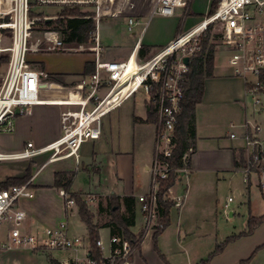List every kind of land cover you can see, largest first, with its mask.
Segmentation results:
<instances>
[{
  "label": "built area",
  "instance_id": "built-area-1",
  "mask_svg": "<svg viewBox=\"0 0 264 264\" xmlns=\"http://www.w3.org/2000/svg\"><path fill=\"white\" fill-rule=\"evenodd\" d=\"M140 1L0 0V59L8 58L7 70L0 85V132H13L17 117L31 115L37 106L69 107L61 114L62 134L58 140L40 148L28 143L24 150L15 154L0 153V161L32 159L45 154L51 155L49 160L78 157L85 142L101 138L105 115L128 97L142 92L149 111L153 110L157 118L154 123L157 132L155 155L149 167L151 185L146 193L137 197L144 216L141 245L143 239L154 234L159 226V181L166 179L171 171L167 159L172 155L175 128L186 97L190 61L203 51V38L210 27L219 30V43L228 50L232 75L245 83L246 119L239 125L240 133L233 132L230 136L242 142L240 172L247 190L250 192L256 188L264 196V0H210V8L216 1L213 12L210 10L198 24L181 33L151 58H140L143 31L127 59L104 58L108 50L101 44L102 20L125 16L132 31L142 14L141 9L136 10ZM147 2L142 0L141 8ZM187 6L188 0H151L148 17H174L179 9L187 11ZM124 7L128 10L123 11ZM44 8L59 12L46 14L38 11ZM65 9H79L95 20L96 29L90 43L91 52L95 55V68L83 83L68 89L66 95L46 99L42 94L46 84L43 73L33 69L29 60L30 53L40 49L31 48L30 43L41 22L57 19ZM44 33L55 32L45 30ZM79 47L73 49L60 38L44 49L85 52L84 46ZM185 58H189L188 65L184 62ZM128 79L132 83L124 91L116 93L117 88L120 90ZM247 101L251 104L250 119ZM193 153L190 148L184 160L187 161ZM182 171L186 172L187 167L179 173ZM61 195L67 210L77 206L71 194L62 190ZM33 197L31 181L0 191V225H10L6 239L0 242V255L23 249L33 252L60 251L73 255L62 264H134L138 247L117 232L110 236L108 248L101 238L96 241L103 254L101 260L90 256L89 238L87 248L83 237L70 235L66 222L57 228L46 229L41 236L26 233L23 229L26 213L18 204L22 199ZM84 200L90 204L97 201V197L88 195ZM233 201V197L228 199L226 209ZM175 203L181 206L180 199Z\"/></svg>",
  "mask_w": 264,
  "mask_h": 264
},
{
  "label": "crops",
  "instance_id": "crops-1",
  "mask_svg": "<svg viewBox=\"0 0 264 264\" xmlns=\"http://www.w3.org/2000/svg\"><path fill=\"white\" fill-rule=\"evenodd\" d=\"M150 2L148 0L147 4L141 8L142 0L140 1L136 10L141 9L142 14L137 18L139 23L133 27L132 31L129 30L127 17L122 15L112 17L127 23L132 45L114 49L105 47L108 52L104 54V58L109 60L127 59L143 31L140 58L142 60L149 59L160 49L168 46L181 33L195 26L189 23L192 19L190 16L180 18L177 16V12L174 17H153L157 20L152 27V22L145 20L148 18ZM193 5L194 0L191 6L192 14L194 13ZM124 10L128 9L124 7ZM60 38L58 35V39ZM32 58V66L35 64L37 69L32 68L43 73V81L46 84L42 94L46 99L61 98L66 95L68 89L83 83L95 68L93 52L71 53L62 50L48 51L43 49L39 53L33 54ZM87 64L90 65L88 69ZM223 67L224 69L221 70L216 68L215 64L213 77L207 78L205 81L203 101L196 110L197 139L195 151L190 157V165L187 167V171L180 173L178 182H182L185 177L191 184L194 180L193 185L195 186L196 183L202 184L203 179H206L208 175H218L234 170L240 171L242 142L239 139H232L230 135L233 132L240 133L239 125L245 122L241 121V118L246 116L245 83L241 78L232 75L228 59ZM6 70L1 73L3 77ZM51 77H54L55 80H52ZM136 94L125 99L116 109L105 115L101 138L85 142L78 157L49 160L51 155L45 154L32 159L0 161V184L7 178L25 177L27 169L32 165V177L29 181H31L34 190V197L22 199L18 204L19 208L26 213L23 227L26 233L41 236L46 229L57 228L63 222L67 223L69 233H71L68 216L76 210L79 224L87 230L89 238L88 229L80 219L78 207L67 210L61 190L54 187L55 177L58 173L73 174L70 193L80 195L83 198L88 195L97 197V201L88 205L95 215V223L99 227V233L101 229H110V236L119 232L118 229L105 227L109 221V205L115 202L114 199H121L122 212L126 214L123 199L129 196L134 197L136 201L134 208L135 225L130 229L136 226L137 207L139 205L137 197L146 192L142 191L141 186H134L137 156L144 153L149 160L153 161L157 132L154 123L146 122L150 112L146 99L142 108H138L135 101ZM216 104H231L236 107L234 119L239 122L232 123L231 131L225 134L218 132L214 123L212 124V120L206 115L207 111ZM68 109L69 107L59 105H40L34 108L31 115L17 117L13 132H0V153H19L26 148L28 143H33L35 147L40 148L55 142L62 134L61 114ZM144 168L146 171L149 170L147 161ZM80 172H82V176L88 178L86 180L89 183L85 188L91 189L93 187L95 192L84 189L74 190L75 179ZM113 180L122 183L124 189L121 188L120 190V185H116L117 190L112 191L107 183ZM190 182L187 183L186 188H179L176 183L168 192V199L174 202V206L170 212V225L159 236L160 238L175 224L179 235V244H182V240L185 241L183 236L188 237L192 235L194 230L201 227L193 222L186 224V219L192 209ZM178 199L181 200V206H177L175 203ZM93 204L96 205L95 209L92 208ZM173 209L178 212L175 222L172 221ZM229 214L234 215L232 212ZM103 216H105V220L99 223V218ZM9 228L10 225L7 223L0 225V242L6 239ZM142 231L143 229L139 233L131 232L138 236ZM148 237L153 239L154 234L143 239L140 248L135 252L134 264H164L163 261L166 262L167 260L166 255L163 254L164 250L158 247L159 253L157 254L154 246L146 242ZM88 246L89 243H86L87 248ZM39 253L43 252L23 249L1 254L0 264H16L18 260L22 261L21 264H34ZM67 253L66 260L56 261L62 264L73 256L71 252ZM49 264H51L50 261Z\"/></svg>",
  "mask_w": 264,
  "mask_h": 264
},
{
  "label": "rangeland",
  "instance_id": "rangeland-1",
  "mask_svg": "<svg viewBox=\"0 0 264 264\" xmlns=\"http://www.w3.org/2000/svg\"><path fill=\"white\" fill-rule=\"evenodd\" d=\"M150 2V0H149ZM193 0H188L186 9H179L177 16L192 18L190 24H198L204 16L210 11V0H194L193 14L191 13V6ZM46 14H56L57 9H38ZM82 12V11H81ZM185 12V14H184ZM152 19V20H151ZM147 22H152V27L156 23V18H146ZM124 20L116 18H104L101 22L100 38L103 47L124 48L132 45V38L127 29V23ZM155 21V22H154ZM46 28L40 26L34 32L30 46L31 48H39L42 51L47 46H50L54 41L58 40V35L55 33H44ZM60 36V35H59ZM220 33L218 28L212 29L211 43L215 44L216 48V68L224 69L223 64L228 59V50L226 47L220 45ZM73 49H79V46H69ZM92 44L84 46L85 52H91ZM38 52H31L29 55L30 64L32 66V55ZM75 53L74 51H69ZM6 58V57H4ZM2 58L0 59V61ZM33 68L37 66L33 64ZM7 69V63L0 65V85L3 79L1 73ZM220 70V71H221ZM145 95L138 92L135 96V101L138 108H142ZM249 108L248 119H250L251 104L247 101ZM235 106L231 104H216L210 108L206 115L212 120V124L216 126L218 132L225 134L231 131V124L239 122L234 119ZM246 116L241 118L244 122ZM236 146V145H235ZM18 161V160H15ZM148 166L152 165V160L148 159L144 153L137 156V166L134 173V186H141L143 192H147L151 185V173L144 168L145 162ZM180 178V175H179ZM86 176H82V172L78 173L74 183V190L80 191H94L85 188L88 186ZM244 177L240 171H230L216 174H211L203 179L202 184L196 183L195 186L188 181V178H183L182 182L177 183V187L186 188L187 183L190 182V191L192 198V209L190 210L186 219V224L193 222L199 224L201 227L194 230L192 235L183 236L185 241L179 244V235L176 231L175 224L163 236L157 246L163 249V254L166 255V262L164 264H201L202 261L209 260L208 264H264V221L254 231L250 232L248 221L251 216H264V196L262 193L253 188L250 192L247 190L243 181ZM116 185H120L124 189L123 184L117 180L109 181L107 186L116 191ZM115 186V187H114ZM145 192V193H146ZM230 197L234 201L230 203L226 209V203ZM168 198V195H167ZM95 204L92 208L95 209ZM234 213L231 216L229 213ZM177 210L173 209L172 221L175 222L177 218ZM77 211L74 210L68 216V223L70 227L71 236H81L88 243L87 230L82 228L79 224ZM105 220V216L99 218V223ZM193 220V221H192ZM172 222V223H173ZM4 224V223H3ZM2 224V225H3ZM144 227V217L141 211V205L137 207V224L131 229L133 233H139ZM111 231L110 229H101L99 237L105 242L106 247L109 246ZM142 236V234L140 235ZM143 238V236H142ZM146 242L155 247V241L152 238H147ZM219 246H223V250L216 253ZM154 249V250H155ZM159 253V249L156 250ZM215 254V255H214ZM150 256V255H148ZM67 252L60 251H46L37 255V261L34 264H49V260H66ZM18 260L16 264H21Z\"/></svg>",
  "mask_w": 264,
  "mask_h": 264
},
{
  "label": "trees",
  "instance_id": "trees-1",
  "mask_svg": "<svg viewBox=\"0 0 264 264\" xmlns=\"http://www.w3.org/2000/svg\"><path fill=\"white\" fill-rule=\"evenodd\" d=\"M216 1L212 3L211 12L214 11ZM42 27L60 35L63 43L67 46H87L92 43V34L96 29V22L88 13L81 12L79 9L63 10L59 17L51 21H43L40 24ZM212 27H210L203 38V51L191 58L190 71L186 84V97L182 105L181 113L178 116V123L175 128L174 148L172 155L167 162L171 168L166 179L159 181L158 191V208H159V226L154 233V241L156 250H158V237L170 225V212L174 206V202L167 198L168 192L173 188L179 179V171L190 165V157L187 161L184 160L186 153L192 148L195 151L196 147V110L197 106L202 103L205 94V81L214 75L216 46L211 43ZM143 50V49H142ZM8 58H2L0 65L7 63ZM90 65L87 64V69ZM93 70L89 73H93ZM55 80L54 77H51ZM157 120L155 113L151 110L148 114L146 122L155 123ZM32 177V165L27 169L26 175L23 178H7L0 184V191L11 186L22 185L27 183ZM73 180V174L58 173L55 177L54 187L59 190H64L75 198L79 210V216L83 224L88 229L90 241V256L93 259L101 260L103 254L96 246V241L99 237V227L95 223V215L91 211L89 205L80 195L70 193V188ZM115 202L109 205L108 217L109 221L105 227L118 229L121 235L131 241L133 246L140 248L142 236L134 235L131 232V227L135 225V198L132 196L125 197L123 204L127 213L122 212L121 199H114ZM264 216H251L248 221L250 232L254 231L262 222ZM116 233V232H115ZM223 250V246H219L216 253ZM215 255V254H214ZM51 264H60L55 259L49 260ZM209 260L202 261L201 264H208ZM245 264V263H242Z\"/></svg>",
  "mask_w": 264,
  "mask_h": 264
},
{
  "label": "bare ground",
  "instance_id": "bare-ground-1",
  "mask_svg": "<svg viewBox=\"0 0 264 264\" xmlns=\"http://www.w3.org/2000/svg\"><path fill=\"white\" fill-rule=\"evenodd\" d=\"M132 83L131 79H128V81L124 84V86L119 90V88H117L116 93L124 91L130 84ZM53 94V93H52Z\"/></svg>",
  "mask_w": 264,
  "mask_h": 264
},
{
  "label": "water",
  "instance_id": "water-1",
  "mask_svg": "<svg viewBox=\"0 0 264 264\" xmlns=\"http://www.w3.org/2000/svg\"><path fill=\"white\" fill-rule=\"evenodd\" d=\"M184 62L188 65L189 64V58H185Z\"/></svg>",
  "mask_w": 264,
  "mask_h": 264
}]
</instances>
